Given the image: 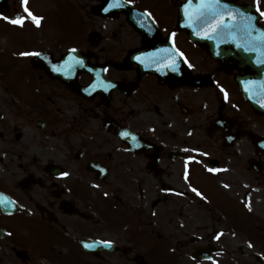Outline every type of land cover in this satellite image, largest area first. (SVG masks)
<instances>
[{"label":"flooded vegetation","instance_id":"af4514ba","mask_svg":"<svg viewBox=\"0 0 264 264\" xmlns=\"http://www.w3.org/2000/svg\"><path fill=\"white\" fill-rule=\"evenodd\" d=\"M184 1L0 0V264H264V33L231 66Z\"/></svg>","mask_w":264,"mask_h":264},{"label":"water","instance_id":"95a60500","mask_svg":"<svg viewBox=\"0 0 264 264\" xmlns=\"http://www.w3.org/2000/svg\"><path fill=\"white\" fill-rule=\"evenodd\" d=\"M208 2L209 0H186L180 7L179 27L184 29L192 40L206 47L209 45L211 51L218 50L219 58L240 63L246 61L245 66L255 67L253 60L259 53L253 50L251 42L245 36L251 33V26L245 22L249 17L245 14L247 11L220 0V7L216 9L219 14L213 16L202 7ZM192 10L198 11V14H188ZM220 21L224 22L223 26L219 27L218 31H213Z\"/></svg>","mask_w":264,"mask_h":264},{"label":"snow or ice","instance_id":"6c2138e0","mask_svg":"<svg viewBox=\"0 0 264 264\" xmlns=\"http://www.w3.org/2000/svg\"><path fill=\"white\" fill-rule=\"evenodd\" d=\"M21 4L23 6L24 12L27 14V18H30L37 26H39L40 20L42 18L35 16L31 12L30 8L28 7V0H21ZM202 7L205 8V9H207L210 13H212L213 16L218 15L219 13L216 11V9H218L220 7V0H209V2L206 3V4H203ZM260 15L262 17H264V11H261L260 12ZM4 19L7 20L9 18L8 17H4ZM24 19H25V17H18V18H15V19H11L10 22L13 23V24L20 25V24L23 23ZM247 19L249 21H251L253 18L252 17H248ZM223 23H224L223 21H220L218 23L217 27L216 28H213L212 30L213 31H218L219 27L223 26ZM20 55H35V56H39L40 53H20ZM77 63H79V61H77ZM175 64H176V62L173 61V63H172V67L173 68L175 67ZM208 170L210 172L217 171V169H214V168H210ZM63 175H67V173H63ZM193 191L195 192L196 189H193ZM197 195H200V193L197 192ZM102 243H104V244H110L109 241H103Z\"/></svg>","mask_w":264,"mask_h":264},{"label":"rangeland","instance_id":"374dc122","mask_svg":"<svg viewBox=\"0 0 264 264\" xmlns=\"http://www.w3.org/2000/svg\"><path fill=\"white\" fill-rule=\"evenodd\" d=\"M238 209V208H237ZM238 262H239V259H238Z\"/></svg>","mask_w":264,"mask_h":264}]
</instances>
